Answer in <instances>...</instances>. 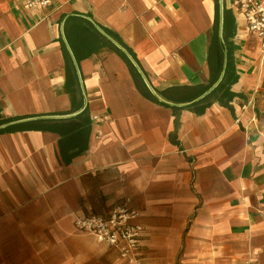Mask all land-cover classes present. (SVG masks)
I'll use <instances>...</instances> for the list:
<instances>
[{
  "label": "crops",
  "instance_id": "obj_1",
  "mask_svg": "<svg viewBox=\"0 0 264 264\" xmlns=\"http://www.w3.org/2000/svg\"><path fill=\"white\" fill-rule=\"evenodd\" d=\"M0 0V264H130L78 230L126 203L141 264H264V55L231 0Z\"/></svg>",
  "mask_w": 264,
  "mask_h": 264
},
{
  "label": "built area",
  "instance_id": "obj_2",
  "mask_svg": "<svg viewBox=\"0 0 264 264\" xmlns=\"http://www.w3.org/2000/svg\"><path fill=\"white\" fill-rule=\"evenodd\" d=\"M51 0H25L27 9H43ZM231 4L243 16L247 30L259 40V50L264 55V0H231ZM137 212L126 203L114 205L107 216L78 215L75 227L92 234L98 242L118 249L120 257L130 264H141L138 250L142 227L134 222Z\"/></svg>",
  "mask_w": 264,
  "mask_h": 264
}]
</instances>
